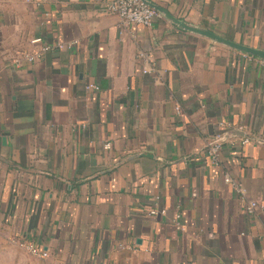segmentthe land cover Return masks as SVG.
Instances as JSON below:
<instances>
[{
    "label": "crops",
    "instance_id": "crops-1",
    "mask_svg": "<svg viewBox=\"0 0 264 264\" xmlns=\"http://www.w3.org/2000/svg\"><path fill=\"white\" fill-rule=\"evenodd\" d=\"M147 1L0 0V264H264V0Z\"/></svg>",
    "mask_w": 264,
    "mask_h": 264
},
{
    "label": "built area",
    "instance_id": "built-area-1",
    "mask_svg": "<svg viewBox=\"0 0 264 264\" xmlns=\"http://www.w3.org/2000/svg\"><path fill=\"white\" fill-rule=\"evenodd\" d=\"M27 2L36 0H26ZM106 11L114 14L119 19V27L122 29H126L131 26H142L145 28H150L160 19V14L156 12L154 9L145 5L141 0H106ZM39 40H33L32 43H38ZM57 49L61 50L65 48L62 44H57L55 46ZM49 47H44L42 51H48ZM29 60H32V57H28ZM146 67L142 69L143 74H152L155 70L153 66H151V62L149 58L145 59ZM264 65V62H263ZM87 90H98V88L94 85L86 86ZM177 112L178 108L175 109ZM248 138L240 139L238 142L240 146H244L248 144ZM223 144L222 135L218 134L215 136L212 144L209 145L207 152L210 156L212 162L216 164L219 160V152L221 150ZM103 149L105 151H110L111 144L105 143L103 145ZM225 183H229L230 180L225 177ZM234 190L238 194L239 200L245 205V211L248 214H252L261 207L259 204L248 198L246 191L239 185H234ZM150 216L163 215L164 210H150L148 213ZM28 252L36 257L46 258L47 253L42 252L39 249L33 246H26Z\"/></svg>",
    "mask_w": 264,
    "mask_h": 264
},
{
    "label": "water",
    "instance_id": "water-1",
    "mask_svg": "<svg viewBox=\"0 0 264 264\" xmlns=\"http://www.w3.org/2000/svg\"><path fill=\"white\" fill-rule=\"evenodd\" d=\"M145 5H147L148 7L154 9L156 12H158L160 15H163L165 17H169L161 8L157 7V6H154L153 4L149 3L147 0H141ZM171 20H173L171 17H169ZM175 23L179 24L180 26L184 27L187 29L186 26H184L183 24H181L179 21H175L173 20ZM200 33H203L204 35H207L209 36L211 39L215 40L216 42H219V43H222L232 49H235L237 51H240L242 53H245L247 55H252V56H255L261 60L264 61V51H259V50H255V49H252V48H248V47H245V46H241V45H238V44H234V43H231L223 38H219L215 35H212V34H209V33H204V32H200ZM237 136L239 137H243L244 135L242 134V132H237Z\"/></svg>",
    "mask_w": 264,
    "mask_h": 264
}]
</instances>
